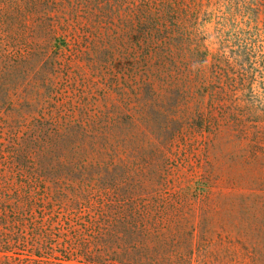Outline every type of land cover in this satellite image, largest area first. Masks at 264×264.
<instances>
[{
    "label": "rangeland",
    "instance_id": "374dc122",
    "mask_svg": "<svg viewBox=\"0 0 264 264\" xmlns=\"http://www.w3.org/2000/svg\"><path fill=\"white\" fill-rule=\"evenodd\" d=\"M263 4L0 0V264H77L128 205L182 210L200 264H264Z\"/></svg>",
    "mask_w": 264,
    "mask_h": 264
},
{
    "label": "trees",
    "instance_id": "16d2710c",
    "mask_svg": "<svg viewBox=\"0 0 264 264\" xmlns=\"http://www.w3.org/2000/svg\"><path fill=\"white\" fill-rule=\"evenodd\" d=\"M257 7L264 14V4ZM167 11L161 8L164 16ZM241 57V70L247 74L249 55L243 52ZM31 149L28 143L15 149L19 164L26 165ZM43 158L44 153L37 159L40 169ZM87 227L89 234L77 238V264H200L186 214L172 206H112L92 217Z\"/></svg>",
    "mask_w": 264,
    "mask_h": 264
}]
</instances>
